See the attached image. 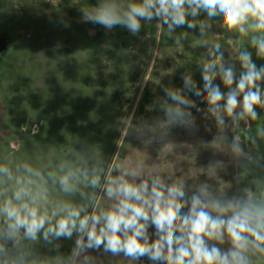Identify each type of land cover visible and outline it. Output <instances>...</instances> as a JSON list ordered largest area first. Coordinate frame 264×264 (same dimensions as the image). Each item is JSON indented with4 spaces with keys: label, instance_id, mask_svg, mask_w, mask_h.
Wrapping results in <instances>:
<instances>
[{
    "label": "clouds",
    "instance_id": "1",
    "mask_svg": "<svg viewBox=\"0 0 264 264\" xmlns=\"http://www.w3.org/2000/svg\"><path fill=\"white\" fill-rule=\"evenodd\" d=\"M79 10L83 22L133 36L142 22L156 21L169 39L184 26L206 37L214 24L247 37L249 47L233 49L239 72L221 44L202 40L203 87L186 70L182 87L161 86L162 115L134 123L133 111L122 133L163 146L174 128L197 130L195 109L215 125L205 146L231 157L245 183L231 193L206 181L190 187L155 164L119 162L117 153L108 159L98 144L80 140L39 159L0 158V264H104L91 254L101 250L108 264L117 257L130 264H256L264 258V128L253 131V122L264 110V65L253 51L264 60V0H98ZM208 167L212 180L224 163ZM74 236L62 253L59 242ZM41 245L54 254H42Z\"/></svg>",
    "mask_w": 264,
    "mask_h": 264
},
{
    "label": "rangeland",
    "instance_id": "2",
    "mask_svg": "<svg viewBox=\"0 0 264 264\" xmlns=\"http://www.w3.org/2000/svg\"><path fill=\"white\" fill-rule=\"evenodd\" d=\"M97 3L98 0H0V50L3 45L1 37H7L8 40L14 37L16 42L21 39L32 43L39 40L36 42L38 46L34 47L40 50L39 59L42 63L47 60L54 66L60 61L56 56L61 55L66 61L63 62V66H67L66 70H76L77 75L74 77L58 73L55 79H44L49 90L44 96V110L49 109L50 104L57 106L59 102L62 103L69 88L83 89L90 105L97 106L100 120H109L107 114H111L110 109L115 113L112 114L113 122H105L103 126L109 133L108 147L99 144L108 159L117 153L119 162L129 160L145 162L146 166L155 164L162 172H173L186 179L190 187L206 181L218 185L221 191L228 190L231 193L242 186L246 178L238 176L239 170L231 157L205 146L215 135V125L212 120L205 119L202 112L192 109L197 124L195 132L174 128L169 137L172 143L163 146L159 142L147 144L134 136L123 138L122 133L127 116L133 111L134 123L162 115L156 103L163 96L161 86L182 87L181 77L186 70L192 72L198 86L203 87L198 67V64L206 62L202 57L206 51L200 46L202 40L206 39L209 46L221 44L226 62L234 63L239 72L240 66L233 49L249 47L247 37L225 32L214 24L206 37H200L198 29L193 31L184 26L177 28L173 39H169L166 29L163 33L158 32L156 21L142 22L143 27L138 36L131 35L119 26L107 31L99 25L81 20L79 9ZM62 22L69 24V27H64ZM185 35L187 39L183 38ZM177 39L180 40L179 44L175 42ZM44 50L45 54H49L48 58H44ZM87 53L93 54L92 69L89 68ZM70 55L72 61L69 60ZM12 59V55L0 57V158H16L20 151L33 147L25 136L29 118L12 111L17 104L11 102L10 98L22 95L21 91L18 92L20 85L13 83L10 70L5 71L4 68ZM253 60L258 66L264 65V60L257 58L254 51ZM73 61L78 68H73ZM191 98L198 107H207L201 98ZM257 111L260 119L253 122V131L264 128V110ZM39 130L36 129V133L39 134ZM238 134L243 138L244 133ZM217 160L223 161L224 169L211 180L208 178L211 172L208 166ZM237 181L241 182L240 185ZM149 232L153 233L154 228L150 227ZM74 241L75 236L71 240H61L60 251L68 254ZM39 251L42 254H54L42 245ZM91 254L99 256L104 264H108L110 257L104 255L102 250ZM113 259L118 264H130L122 257ZM137 264L150 262L144 258ZM256 264H264V258L257 260Z\"/></svg>",
    "mask_w": 264,
    "mask_h": 264
},
{
    "label": "crops",
    "instance_id": "3",
    "mask_svg": "<svg viewBox=\"0 0 264 264\" xmlns=\"http://www.w3.org/2000/svg\"><path fill=\"white\" fill-rule=\"evenodd\" d=\"M1 32V31H0ZM8 40L7 37H1L2 39V49L0 50V57H6L7 55H12L13 59L8 64V66H4V68L7 70H10L11 78L13 79V83H17L20 85L21 88H19L18 92L21 91L22 95H31L29 96L27 103L22 100L15 101L12 99V102L17 104L16 109L23 110L28 109V112L26 114H20L23 116V118H29V120L26 122L27 124L30 121L38 122L39 124L35 127V134L27 135L26 134V128H25V136L29 140L30 146H33L30 150L26 151H20L18 153V156L16 158H27V157H33L36 159L41 158L46 153L52 154L55 153L57 150H51L49 145L45 144L43 142L44 138V129L47 127L50 130L51 136L47 139L44 138L48 142V140H54L55 133L57 131V128L61 124V121L64 119L69 103L73 97H78V103L80 106L84 105H90L89 98L87 99L85 95V91L83 89H74V88H67L65 98L63 102H59L56 105L49 106V109L44 110V96L47 93H49V90L46 88L44 84L45 78H52L55 79L58 75V73H64L66 75H69L71 77H74L77 75L75 74L76 70H66L67 66H63L64 61L63 57L61 55H57L58 59L60 60L57 62V64H52L45 60L44 63H42L39 59L40 56V50L35 49L34 46H38L40 42L37 40L36 42L31 41H22L13 39ZM89 50V49H88ZM92 53H87L86 57L90 60L89 68L92 69ZM43 56L48 58L49 54H45V50L43 53ZM38 58L35 62V58ZM72 55H70L69 60L71 59ZM50 60V59H49ZM68 60V59H67ZM7 61H5L6 63ZM73 68H78L75 65V62L73 61ZM63 67V69H62ZM53 68V69H52ZM56 69V70H54ZM82 78V77H79ZM62 105V106H61ZM92 105H90L91 107ZM12 110V109H11ZM14 111V110H12ZM17 114V113H16ZM15 114V115H16ZM26 124V127H27ZM39 130V134L36 133V129ZM58 136V135H57Z\"/></svg>",
    "mask_w": 264,
    "mask_h": 264
},
{
    "label": "trees",
    "instance_id": "4",
    "mask_svg": "<svg viewBox=\"0 0 264 264\" xmlns=\"http://www.w3.org/2000/svg\"><path fill=\"white\" fill-rule=\"evenodd\" d=\"M29 96L31 97V95L18 96L15 98L12 96V98H10V101L12 102V99L15 101H20L24 98L23 101L26 104ZM96 109V105L92 107H89V104L80 106V104L78 103V97H73L69 103L68 110L64 119L61 121V124L57 128V131L54 132V140H48V142L44 140V138L47 139L51 136L50 130L46 127L43 133V142L49 145L51 150H58L69 147L73 144L72 141L75 142L76 140L87 141L90 144H101L104 146V148L106 146L108 147L107 142L109 141V133L107 129L103 128V126L108 121L113 122V120H111L113 119L112 114L115 113L110 109L111 114H107L109 120H107L106 122L105 119L100 120L101 118H99L100 116ZM14 112L17 114H26L28 112V109H15ZM68 137L70 143H68ZM75 146L78 147L79 145L77 144ZM101 149L102 151H104L102 147ZM41 252L44 251L41 250Z\"/></svg>",
    "mask_w": 264,
    "mask_h": 264
},
{
    "label": "water",
    "instance_id": "5",
    "mask_svg": "<svg viewBox=\"0 0 264 264\" xmlns=\"http://www.w3.org/2000/svg\"><path fill=\"white\" fill-rule=\"evenodd\" d=\"M38 124H39L38 122L30 121V122L27 124V127H26V134H27V135H32V134H33V129H34Z\"/></svg>",
    "mask_w": 264,
    "mask_h": 264
}]
</instances>
